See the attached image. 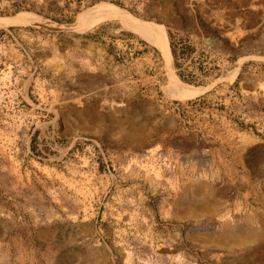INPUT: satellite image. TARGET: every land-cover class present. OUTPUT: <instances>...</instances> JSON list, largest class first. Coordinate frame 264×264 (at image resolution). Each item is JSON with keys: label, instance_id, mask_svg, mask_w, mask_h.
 Wrapping results in <instances>:
<instances>
[{"label": "rangeland", "instance_id": "rangeland-1", "mask_svg": "<svg viewBox=\"0 0 264 264\" xmlns=\"http://www.w3.org/2000/svg\"><path fill=\"white\" fill-rule=\"evenodd\" d=\"M21 12L0 25V264H264V0H0Z\"/></svg>", "mask_w": 264, "mask_h": 264}, {"label": "bare ground", "instance_id": "bare-ground-1", "mask_svg": "<svg viewBox=\"0 0 264 264\" xmlns=\"http://www.w3.org/2000/svg\"><path fill=\"white\" fill-rule=\"evenodd\" d=\"M91 8L92 10H95L94 12L97 11L98 13H100L99 16H101L102 18L103 17H117L121 21H124V23L127 26L139 31L149 41L157 44L159 48L161 49V51L166 52V53L169 52L167 35L165 32L164 26L162 24H158L153 21H146V20L133 18L132 16L127 15V13H125L124 11H121L120 9H118L116 6L107 4V3H98ZM87 12H89V10ZM92 13L89 15L93 16L94 14ZM101 17L99 18L101 19ZM18 21H33V18L31 17V15L22 13V12L14 16H11V18L10 17H0V25H4L6 23H11V22H18ZM168 89L174 97L181 98V99L184 97L193 96L197 94L198 92H200L201 90L200 87L192 86L190 84L179 82L176 80H173L172 82H170Z\"/></svg>", "mask_w": 264, "mask_h": 264}]
</instances>
